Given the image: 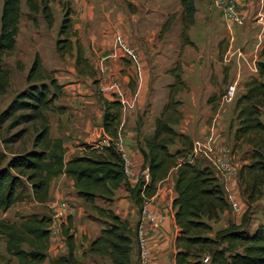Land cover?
<instances>
[{
  "label": "trees",
  "instance_id": "16d2710c",
  "mask_svg": "<svg viewBox=\"0 0 264 264\" xmlns=\"http://www.w3.org/2000/svg\"><path fill=\"white\" fill-rule=\"evenodd\" d=\"M57 1L63 14L58 31L62 37L56 40V49L60 54H65L72 51L70 36H76L72 29L73 8L69 0ZM179 4L181 42L191 44L186 31L195 22V2L179 0ZM25 5L30 13H41L47 25L52 26L54 16L50 0H25ZM20 15L21 0H2L0 96L5 94L10 84L3 56L15 48ZM174 17V13L167 17L160 32L169 29ZM75 46L77 71L93 76L95 71L84 56L79 39H76ZM263 57L264 49L255 61L258 77L244 83L243 92L234 104L237 127L233 139L250 147L248 161L238 170L241 193L247 202L238 223L228 221L225 227L213 231L212 223L219 220L229 203L213 167L207 163L200 164L199 157L192 158L193 139L174 127L183 118L179 109L182 102L175 98V94L188 88L177 72V65L172 69L173 82L168 84L167 101L154 117L152 132L140 138V122H137V142L143 158L141 171H147L149 181L140 175L136 184L131 186L125 170L126 160L116 146L123 103L117 98L101 96V125L109 137L108 142L83 143L85 152L65 161L63 140L51 136L49 121L44 114L54 109L61 85L51 72L42 69L37 54L27 75L29 86L18 92L0 112V124L7 122L6 129L24 122H37L31 148L11 152L9 156L0 150V213L17 201L25 188L34 202L45 204L49 199L52 180L64 174L72 180L75 196L87 209L94 211L96 219L103 224L98 235L83 249L82 255L95 254L108 259L109 264H132L130 254L134 247L137 248L136 224L132 226L127 218L115 214L98 201L110 200L114 190L124 187L139 210L143 198L152 197L158 182L174 171L176 196L172 206L178 227L175 264H264V217L255 226L250 217L252 203L261 198L264 191V121L261 119L264 107ZM22 134L21 130L9 137L1 134L0 137L2 143L6 144L17 140ZM71 217L67 225H62L60 229L67 251L52 259L50 264H85L74 255ZM49 223L50 218L45 215L20 216L18 222L0 218V236L5 239V251L9 255L0 264H43L51 235ZM205 257H208L207 262L203 261Z\"/></svg>",
  "mask_w": 264,
  "mask_h": 264
},
{
  "label": "rangeland",
  "instance_id": "374dc122",
  "mask_svg": "<svg viewBox=\"0 0 264 264\" xmlns=\"http://www.w3.org/2000/svg\"><path fill=\"white\" fill-rule=\"evenodd\" d=\"M80 1L69 0L73 8L72 29L76 36H70L72 51L60 54L56 49V40L62 37L59 36L58 31L63 12L58 1L50 0L54 21L49 27L41 13H30L25 0H21L16 45L11 52L3 56V65L8 71L10 84L5 94L0 96V112L18 92L29 86L27 75L36 54L40 58L42 69L51 72L61 85L60 94L54 102V109L44 112L51 126V136L59 132L58 123L61 120L66 123L75 121L74 126L78 124L80 113L89 119L91 124L89 130L100 125L103 110L101 96L108 99L117 97L123 103V111L134 108L135 101L141 96L142 102L137 107L139 111L137 121L140 122V126L143 124L146 130L148 118L152 117L153 120L167 101L168 84L173 82L172 69L177 65L179 69L177 72L188 88L176 92L175 98L182 102L179 107L182 114L191 118L186 124L183 120L186 118L183 116L178 124L179 126L186 124L193 128L196 139L205 135L207 137L210 133L208 126L212 125L214 119L211 114L206 115L207 105L212 107L219 105L227 85L235 81L237 88L234 98L223 104L224 107L226 106L225 140L221 146L230 149L233 156L235 170L227 183H233L230 190L238 196L241 210L234 212L228 205L219 220L212 223L213 231L225 227L228 221L239 222L247 208V202L241 193L238 170L248 161L250 147L233 139L237 127L234 104L242 93L244 83L258 75L256 70L254 72L247 65L243 67L241 64L240 69L237 67L240 70L237 78L236 67L226 64L223 59L231 43L234 48L239 47L242 50H246L249 46H253L254 49L259 43L258 48L256 47L259 53L264 49V19L256 23V15L261 11V0H248V14L241 17L243 24L235 23L232 27L233 42H230L231 35L225 26L221 9L214 6L215 0L205 2L197 0L195 22L186 31L191 44L181 42L179 0H164L167 6L158 3L159 0H84L81 3ZM1 3L2 0L0 6ZM234 3L238 12V0H234ZM172 13L175 17L170 22L169 29L160 32L162 23ZM238 30L243 32L240 34V39L235 38ZM119 34L124 35L134 50V57L131 60L121 56L117 44ZM76 39H79L84 56L95 71L93 76L80 74L76 69ZM185 49L188 55L185 64L182 65ZM227 63L232 62L227 61ZM113 80L116 81V85L110 88L107 85ZM33 83L38 84L39 81ZM261 119L264 121V107ZM196 121L199 122L197 125ZM202 123L203 127H201ZM7 124V122L0 124V134L3 137H9L21 130L23 134L17 140L6 144L2 143L0 137V150L5 151L9 156L11 152L32 147L37 122H24L9 129H6ZM177 125L174 127L179 131ZM85 127L81 125L76 130L86 133ZM83 143L87 142H80L81 145ZM171 148L173 149V146ZM198 162L212 166L211 160L204 155L199 156ZM219 178L222 182L225 181L223 177L219 176ZM28 192L29 190L25 188L20 194L21 197L10 208L0 213V218L14 222H18L20 216L45 215L50 218L51 204L48 201L45 204L34 202ZM225 195H227L226 191ZM100 202L102 206L107 205L106 201ZM87 212L96 214L90 209ZM250 212L252 225L255 226L264 217V191L263 196L252 203ZM135 249L137 251V248ZM8 257L5 251V239L0 236V261Z\"/></svg>",
  "mask_w": 264,
  "mask_h": 264
},
{
  "label": "crops",
  "instance_id": "0c3cea01",
  "mask_svg": "<svg viewBox=\"0 0 264 264\" xmlns=\"http://www.w3.org/2000/svg\"><path fill=\"white\" fill-rule=\"evenodd\" d=\"M202 1L205 2L206 0H202ZM81 2H84V0H81L80 3ZM194 2L196 5L197 0H194ZM158 3H162L166 5V2L164 0H159ZM248 5H249L248 0H238L237 7L240 16L242 17L247 16ZM258 22L259 21L256 15V23ZM241 33H243L242 30H238L236 32L237 35L235 34V38L240 39ZM248 37L250 36L248 35ZM232 48L236 49L233 47V44L231 43L228 46L227 50L229 49L233 50ZM243 51H244V58H238L236 54H234L231 57V60L229 61L232 63H227L225 58L223 59L224 62L226 64H229L231 66L233 65L234 67H236L235 71L237 67L238 69H240L242 64L243 67L247 65L255 72L256 70L255 61L259 57L258 49H256V47H254L253 49V46L251 47L249 46L246 50ZM187 55L188 52L185 49V53L182 56V61H181L182 65L185 64V60H187ZM238 69H237L238 72L236 74L237 78H239L240 75V70ZM111 83L112 82H110V84ZM141 102H142V97L140 96L137 98V101H135L134 108L131 109L128 108L126 109V111L122 110L120 123L118 127V138L116 140L118 149H120L123 152L124 158L128 162L129 170L127 172V176L131 186H134L136 184L138 177L140 175H142L146 181H149V175L147 171L146 170L141 171L143 158L139 151L138 142H137L138 140L137 113L139 112L137 110V107L139 106V104H141ZM223 104L224 103L221 102L219 103V105H215L213 107L212 105H207L206 108V115L211 114L212 119L213 117L216 118L215 128L213 127L214 129H212L211 126H208V130L210 129L211 132H213V136H214V145H213L214 152H217L219 149L223 147L221 145H223L225 140L224 125H225V117H226V110H225L226 106L224 107ZM183 116L184 118H186V120L185 119L183 120L187 124V122L191 120V118H189V116H186V114H184ZM200 118L201 116L198 118V121H200ZM148 120L149 123L147 125L146 130L144 129L143 124H141V126L139 127L140 138L149 135L153 130L154 118L152 120V117H150L148 118ZM198 121H196V125L199 123ZM74 123L75 121H69V123H66V121L61 120V122L58 123L60 126L59 132H55V135H53V137H59L63 140L65 161L69 160L74 155L77 154L81 155L85 152V149L80 144V142L107 143L109 140V137L103 131L101 123L100 125L93 127L89 130V128L91 127L90 121L86 117H83L81 113L79 116L78 124L74 126ZM186 124H182L180 126L178 124L177 126L179 127V131L190 135L193 141H200V142L206 141V135L205 137L196 139V136L194 135L195 132L194 129L189 127L188 125L186 126ZM81 125L86 126L85 127V130L87 131L86 133L83 131L79 132L76 130V128ZM201 127H203V123ZM50 130H51V126H50ZM199 156L202 157V154L200 153ZM219 181L223 186L225 183L228 188L233 187V183H227L225 181L222 182L220 178ZM72 183H73L72 180L66 177L64 174L55 177L50 185L48 202L52 206L60 199H67L72 204L74 212L71 219H72V227L74 230V241H75L74 255L76 256V258H78L85 264H109L108 259H102L95 254L90 253L87 254L86 256L82 255L83 248L87 247L88 243L98 235L103 224L96 219V214L94 215L93 213L87 212L88 209L86 208V206L81 202L80 199H78L75 196ZM174 183H175V172L171 171L167 177H165L164 179L158 182L157 184L158 188L155 194L151 197V204H150L151 207L158 209L163 216L162 223L152 227L148 226V232H147L148 241L151 249L150 258L154 264H175L174 262L175 237L178 233V227L175 222L174 208L172 206V200L176 196ZM106 204L111 210L114 211L115 214L123 218H127L130 221V224L132 226H135L137 220L139 219L138 206L128 197V192L125 190L124 187H119L116 190H114V195L111 197L110 200L106 201ZM88 215L91 216L89 217ZM236 223H238V221ZM66 251H67V246L64 241V237L62 233L57 235H50L47 256L43 264H50L52 259L57 257L59 254H65ZM130 258L132 264H138L137 251L135 247L131 251Z\"/></svg>",
  "mask_w": 264,
  "mask_h": 264
},
{
  "label": "built area",
  "instance_id": "2783aa9c",
  "mask_svg": "<svg viewBox=\"0 0 264 264\" xmlns=\"http://www.w3.org/2000/svg\"><path fill=\"white\" fill-rule=\"evenodd\" d=\"M214 6L221 9V14L225 22V26L229 30L231 35L230 41H233L232 36V27L235 23L243 24L242 16L235 9L234 0H215ZM258 21H263L264 19V0H261V11L257 13ZM262 34V32L260 33ZM260 40V38H259ZM117 44L120 50L121 56L131 60L134 57V50L131 48L129 43L126 41L124 35L117 37ZM259 43L256 45L258 48ZM236 54L238 58H244V51L241 48H236L233 50H227L225 53V59L227 61L231 60V57ZM252 66V65H251ZM254 66V64H253ZM116 85V81H112L111 84L107 85L110 88ZM237 82H230L226 91L222 96V103L230 102L236 94ZM117 98V97H116ZM214 124H216V118L213 119L211 128L213 129ZM214 137L213 132L207 135L206 141H194L192 158H196L200 153L206 156L212 162V167L219 177H223L225 182L231 180L234 173V165L232 162V153L228 148H221L217 152H214ZM125 170L128 172V162L126 161ZM224 190L227 192L226 198L229 203V206L234 212H239L241 210L240 201L238 196L234 195L230 188L224 183ZM151 197L143 198L139 209V219L136 222L135 227V242L137 247V258L138 264H154L151 261V249L147 236V226L148 225H158L162 223L163 216L162 213L155 208L151 207ZM52 212L49 223V230L51 235H57L60 232L62 225L67 224V220L70 216L73 215V206L67 199H60L51 206ZM204 262L208 261V257L203 259Z\"/></svg>",
  "mask_w": 264,
  "mask_h": 264
}]
</instances>
